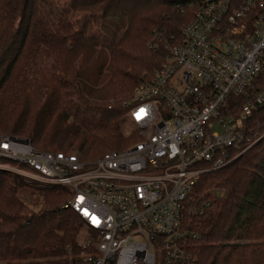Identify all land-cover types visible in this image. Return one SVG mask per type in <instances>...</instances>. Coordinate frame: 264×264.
<instances>
[{
  "label": "trees",
  "instance_id": "1",
  "mask_svg": "<svg viewBox=\"0 0 264 264\" xmlns=\"http://www.w3.org/2000/svg\"><path fill=\"white\" fill-rule=\"evenodd\" d=\"M183 1L0 0V133L85 161L130 143L124 124L133 91L193 18L194 6L179 10ZM254 85L257 93L264 75ZM245 102L230 100L228 115L237 117ZM247 125L255 145L198 183L197 205L209 206L187 219L199 237L189 242L193 264H264V107ZM71 199L69 190L0 171V264H82L94 233L65 208Z\"/></svg>",
  "mask_w": 264,
  "mask_h": 264
},
{
  "label": "built area",
  "instance_id": "2",
  "mask_svg": "<svg viewBox=\"0 0 264 264\" xmlns=\"http://www.w3.org/2000/svg\"><path fill=\"white\" fill-rule=\"evenodd\" d=\"M193 6L161 67L133 91L126 122L139 142L85 161L0 133V171L71 192L65 208L94 233L82 264H193L189 242L199 237L187 219L209 206L197 205L198 183L257 142L247 123L264 107V87L252 93L264 75V0L178 2L181 12ZM239 98L232 117L228 102Z\"/></svg>",
  "mask_w": 264,
  "mask_h": 264
},
{
  "label": "rangeland",
  "instance_id": "3",
  "mask_svg": "<svg viewBox=\"0 0 264 264\" xmlns=\"http://www.w3.org/2000/svg\"><path fill=\"white\" fill-rule=\"evenodd\" d=\"M62 5L60 4H56V7H61ZM124 129L126 131V135H133L135 137V139H132L130 141V143H126L122 148H119L117 149L118 151H122V150H125L129 147H131L133 144H135L138 140H140V136L138 135V130L135 126L133 125H130L129 123H127L125 121V124H124ZM137 137V138H136ZM105 154V153H104ZM103 155V154H102ZM100 157V156H99ZM98 157V158H99ZM98 158H94L95 160L98 159ZM27 184L31 185L28 181L26 182ZM34 186H37V185H34ZM46 186V185H45ZM35 188V187H34ZM58 189H62V190H65V191H68V189L66 188H58ZM30 191H34L33 189H30ZM28 192H29V189H28ZM89 236V237H88ZM88 238L92 239L94 237V234L93 235H87ZM86 237V238H87ZM0 260H1V256H0Z\"/></svg>",
  "mask_w": 264,
  "mask_h": 264
}]
</instances>
